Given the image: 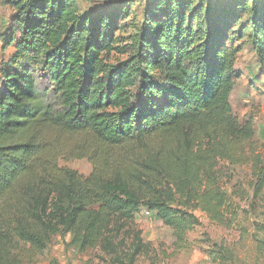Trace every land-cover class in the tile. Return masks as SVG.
Wrapping results in <instances>:
<instances>
[{
  "label": "trees",
  "instance_id": "obj_1",
  "mask_svg": "<svg viewBox=\"0 0 264 264\" xmlns=\"http://www.w3.org/2000/svg\"><path fill=\"white\" fill-rule=\"evenodd\" d=\"M5 1L14 14L4 37L13 51L0 64V264L35 263L59 231L80 252L133 264L148 248L134 225L140 208L176 239L194 224L189 209L231 224L238 208L220 161L250 163L261 192L264 155L248 150L253 125L229 103L242 30L211 20L201 29L191 0H146L139 30L116 46L122 9ZM251 30L263 54L264 0ZM114 51L127 57L110 65ZM61 159H85L91 173Z\"/></svg>",
  "mask_w": 264,
  "mask_h": 264
},
{
  "label": "rangeland",
  "instance_id": "obj_2",
  "mask_svg": "<svg viewBox=\"0 0 264 264\" xmlns=\"http://www.w3.org/2000/svg\"><path fill=\"white\" fill-rule=\"evenodd\" d=\"M178 1V0H174ZM263 0H191L196 14L195 24L201 29L208 20L227 23L243 37L235 39L237 55L234 69L240 73L229 98L232 113L240 121H250L254 129L249 151L264 155V53L254 46L251 30L252 6L260 7ZM83 14L125 12L123 30L116 32V46L130 42L140 28L146 0H79ZM14 13L5 0H0V64L13 49L4 45V37ZM120 23V21H119ZM237 35V34H236ZM238 36V35H237ZM126 54L111 52L105 56L110 65L122 62ZM58 165L71 169L83 177L91 173L85 160H59ZM220 185L238 208L236 219L226 226L218 225L199 210L189 209L193 226L183 238L173 232L145 208L135 216L137 230L141 231L145 253L135 257L133 264H264V186L255 191V178L250 163L231 165L218 163ZM71 235L59 231L51 238L43 256L35 263L20 264H115L113 257L103 256L99 250L78 251L70 243Z\"/></svg>",
  "mask_w": 264,
  "mask_h": 264
}]
</instances>
